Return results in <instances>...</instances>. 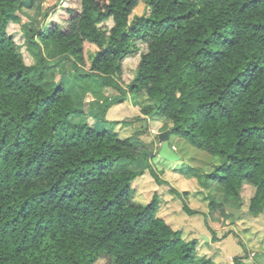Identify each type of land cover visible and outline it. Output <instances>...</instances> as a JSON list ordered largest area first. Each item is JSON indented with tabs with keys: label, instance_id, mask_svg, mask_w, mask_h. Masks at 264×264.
Returning <instances> with one entry per match:
<instances>
[{
	"label": "trees",
	"instance_id": "trees-1",
	"mask_svg": "<svg viewBox=\"0 0 264 264\" xmlns=\"http://www.w3.org/2000/svg\"><path fill=\"white\" fill-rule=\"evenodd\" d=\"M77 1L78 10L63 7L69 18L25 31L19 44L8 29L21 22L24 1L0 0V264H218L157 215L156 195L138 201L132 184L145 170L182 196L153 169L146 144L97 123L128 92L142 97L143 114L157 111L220 157L205 179L240 207L252 187L246 211L263 213L264 0ZM141 1L148 12L130 20ZM87 43L96 49L85 72ZM35 47H53L58 58L37 59ZM132 56L126 90L123 63ZM66 59L75 75L56 81ZM92 85L120 94L91 103L95 122H75L87 112V93L98 92Z\"/></svg>",
	"mask_w": 264,
	"mask_h": 264
},
{
	"label": "rangeland",
	"instance_id": "rangeland-1",
	"mask_svg": "<svg viewBox=\"0 0 264 264\" xmlns=\"http://www.w3.org/2000/svg\"><path fill=\"white\" fill-rule=\"evenodd\" d=\"M24 1L22 7L16 11L21 18L20 23L10 25L8 31L13 33L18 39L19 44H23L25 41L24 32L25 31H37L44 29L49 21H58L62 23L61 20L69 18L65 7H71L75 10L80 8V4L77 0H36V2L31 3V0ZM41 4L40 7L38 5ZM64 7V8H63ZM40 12H39V11ZM148 12L146 4L141 1L138 6L134 9L133 14L130 16L132 20L137 15H143ZM46 15H48L46 19ZM108 26L112 25V21L108 20L106 22ZM96 46V45H95ZM94 44H86L85 46V64L82 66V70L86 72L89 68L90 57L94 54L96 47ZM142 51L146 49V46L142 44ZM45 52L48 61L52 62L58 58L57 52L53 47L47 48L45 51L41 47L33 48V54L37 59H40L42 53ZM26 55V51L24 49ZM28 53V52H27ZM138 62V56H132L124 61V73L122 76V85L126 90H128V84L133 79L135 75V68ZM55 80L58 81L61 76L65 75L67 77H74L75 69L71 60H65L58 63L55 68ZM100 86V85H99ZM101 87V86H100ZM100 89V88H99ZM96 91V86H94ZM101 91L104 92L103 97H116L120 92L112 87H103ZM97 97L95 95L88 94L85 98V110L90 114V110L93 105L89 104L92 100ZM125 103L123 107L131 106L132 101H137L142 106L143 98L134 97L129 92L125 96ZM142 102V104H141ZM92 103V102H91ZM90 108V110L88 109ZM94 111L99 109V104L94 105ZM92 111V110H91ZM142 113V112H141ZM143 114V113H142ZM112 116V115H111ZM136 113L132 109L121 110L118 116L113 117L114 119L108 120L107 122L100 121L97 125L98 130L110 129L111 131L117 132L122 138L131 137L134 141H140L146 144L149 151L156 152L148 160L151 163L153 169L161 178H169L168 172L177 173L178 178L174 181H170V187H174L182 193V196L173 192L171 188L164 184L158 183L155 178L151 175V183L147 184V188L151 189L149 194L137 191V184L142 180L137 177L132 188L136 196H141L143 199L138 201L146 203L150 201L154 195L159 198V208L157 215L162 217L168 224H170L174 229L182 231V235L185 239L191 240L196 238L198 240L197 251L199 255H208L218 264H264V214L255 216L248 211H246V206L248 201L252 196L254 189L250 186H246L243 189V204L242 207L239 206V201L232 198L225 199L224 193L220 188V185L215 180L205 179V173H211L215 166L221 162L220 157L213 156L212 154L197 148L192 143H190L183 135L172 131L170 134L171 146H176V151L181 156L180 160L170 161L166 160L160 156L161 141L159 139V133L169 130L168 119L160 115L157 111H153L151 114L147 115L148 120L142 118H133ZM91 118V119H89ZM117 118L125 119V125L118 127V124H112L111 121ZM75 122H81L83 120L93 121L96 119L92 115H88L87 112L82 116L74 117ZM160 120V122H158ZM94 124V123H93ZM150 124L153 126L154 130L150 131ZM149 130V131H148ZM158 131H160L158 133ZM151 151V152H152ZM140 168V167H138ZM149 175V170H148ZM182 177H190L186 181L187 184L193 185L197 181L201 186H198V195L194 198L195 192L191 194H183L184 190L181 185ZM170 180V179H169ZM157 186L156 191L153 188ZM192 189L191 186H189ZM163 190V191H162ZM193 191V190H191ZM147 199H145V198ZM200 197V199H199ZM196 200L198 202L196 203ZM215 201L218 206L216 208L211 207V202ZM218 201L223 204L226 210V214L221 216L222 219L218 220L216 217L221 212V206H219ZM184 202H186L191 209L197 210L198 212L191 213L183 208ZM167 205L166 212H163V205ZM235 209L239 215L234 213H229L228 209ZM168 212L169 215H166ZM208 230V232H207ZM207 232V236L215 237L209 244L208 240L204 236ZM203 240L205 241L203 244ZM255 255L252 256V253ZM230 257H233L231 259ZM250 260L245 263L243 259ZM97 264H111L107 257H104L98 261Z\"/></svg>",
	"mask_w": 264,
	"mask_h": 264
},
{
	"label": "crops",
	"instance_id": "crops-1",
	"mask_svg": "<svg viewBox=\"0 0 264 264\" xmlns=\"http://www.w3.org/2000/svg\"><path fill=\"white\" fill-rule=\"evenodd\" d=\"M94 86H96V91H98L97 92V97H94L95 99L94 100H92L91 102H93V101H95V100H101V103L104 101V98L105 97H103V95H104V92L103 91H101L100 89H99V87L97 86V85H92L91 86V88H93L94 89ZM88 94H92V92H89V93H87V95ZM87 95L85 96V98L87 97ZM112 96H110L109 98H111ZM91 102H90V104H89V107H90V105H91ZM86 103V102H85ZM124 103H125V101H123V102H121V103H118V104H114L113 106H111L108 110H107V112H106V115H105V117H106V119H107V121L108 120H112V119H114L113 117H115V116H118L119 114H120V111L121 110H127V109H132V111L134 112V113H136V116H133V118H144V119H147L148 120V116L147 115H145V114H142L141 112V105H140V103L139 102H137V101H132L131 102V106H128V107H123V106H125L124 105ZM89 110H90V108H88ZM91 111V110H90ZM88 112V111H87ZM112 115V116H111ZM74 121V120H73ZM115 121V120H114ZM116 121H121V122H125L126 120L125 119H123L122 120V118L120 119V118H117L116 119ZM100 122V121H99ZM99 122L97 123V125L99 124ZM119 123L118 124V127H122L123 126V124L125 125V123ZM158 122H160V120H158ZM168 124H169V129H171V127H172V123L170 122V121H168ZM150 131L152 132V130H154V128H153V126H151V124H150ZM149 131V130H148ZM160 131H158V133H159ZM152 151V150H151ZM158 153V152H157ZM152 154L153 155H155L156 154V152H153L152 151ZM140 167V168H142V167H144L145 166V164H144V162L143 161H141V162H139L138 164H135V167ZM148 170H145V172H144V174L143 175H141V176H139V178H141V182L140 183H138L137 184V191L138 192H142L143 191V193H145L146 195H148V196H151L150 194H149V192H151V189H148L147 188V184H149V183H151V175H150V172H149V175H148ZM168 175H169V178H162V179H164V180H166V181H168L169 182V185H171V182L170 181H174V180H176L177 178H178V176L179 175H177V173H172V172H168ZM179 178H181V185H183L182 187H184V188H182L184 191L183 192H187L188 194H190V192H191V194L193 193V192H195V196H191V198H194V197H196L197 195H198V192L199 191H197V189H198V186H201L200 185V183L197 181L196 183H193V185H191V184H187V180H188V178H190V177H182V176H180ZM170 179V180H169ZM189 186H191L192 187V189H190L189 188ZM156 188H157V186H155L154 188H153V191H156ZM176 189V188H175ZM191 190H193V191H191ZM163 191V190H162ZM179 191V190H178ZM225 196V195H224ZM194 199H196V198H194ZM199 199H200V197H199ZM224 200H227V197L225 196V199ZM198 202V200H196V203ZM218 204H219V206H221V212L219 213L220 214V216L218 215L217 217H216V219L218 220L217 222H219L221 219H222V217L223 216H221V215H223L224 213L222 212V210H223V204L221 203V202H219L218 201ZM184 206V205H183ZM218 206V205H217ZM166 208L168 209V206L167 205H163V212L165 213L167 210H166ZM236 211V212H235ZM241 211V210H240ZM240 211H237V210H235V209H231V208H229L228 209V212L229 213H234V214H238L239 215V213L238 212H240ZM262 214H264V212L263 213H261L260 215H262ZM166 215H169L168 214V212H167V214ZM172 227V226H171ZM173 228V227H172ZM174 229V228H173ZM175 230H178V229H175ZM179 231H181V230H179ZM207 232H208V230H207ZM207 232H206V234L204 235L205 237H208L209 238V240H208V242H209V244L211 243V241H212V237L211 236H207ZM181 233H182V231H181ZM215 234V233H214ZM182 237H183V235H182ZM184 238V237H183ZM185 239V238H184ZM193 239H196V238H193ZM186 240H188V239H186ZM192 240V239H191ZM197 240V239H196ZM205 241L203 240V242H202V244L204 243ZM255 255V252H253L252 253V256H254ZM231 259H233V257H230ZM250 260V258H248V259H243V261H245V263L246 262H248ZM230 264H233L232 262L230 263Z\"/></svg>",
	"mask_w": 264,
	"mask_h": 264
},
{
	"label": "water",
	"instance_id": "water-1",
	"mask_svg": "<svg viewBox=\"0 0 264 264\" xmlns=\"http://www.w3.org/2000/svg\"><path fill=\"white\" fill-rule=\"evenodd\" d=\"M173 130L169 129L166 131H163L161 133H159V139L161 141V147H160V156L163 157L166 160H170V161H177L181 159V156L179 155V153L177 151H175L171 144H170V134ZM236 212V211H235ZM207 240H209L208 237H206Z\"/></svg>",
	"mask_w": 264,
	"mask_h": 264
},
{
	"label": "built area",
	"instance_id": "built-area-1",
	"mask_svg": "<svg viewBox=\"0 0 264 264\" xmlns=\"http://www.w3.org/2000/svg\"><path fill=\"white\" fill-rule=\"evenodd\" d=\"M172 147H173V149H175V150L177 149L175 145H172Z\"/></svg>",
	"mask_w": 264,
	"mask_h": 264
},
{
	"label": "bare ground",
	"instance_id": "bare-ground-1",
	"mask_svg": "<svg viewBox=\"0 0 264 264\" xmlns=\"http://www.w3.org/2000/svg\"><path fill=\"white\" fill-rule=\"evenodd\" d=\"M173 148V147H172ZM175 150V149H174ZM176 151V150H175Z\"/></svg>",
	"mask_w": 264,
	"mask_h": 264
}]
</instances>
